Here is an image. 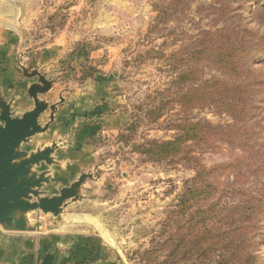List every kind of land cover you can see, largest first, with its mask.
Returning <instances> with one entry per match:
<instances>
[{"label": "rangeland", "instance_id": "1", "mask_svg": "<svg viewBox=\"0 0 264 264\" xmlns=\"http://www.w3.org/2000/svg\"><path fill=\"white\" fill-rule=\"evenodd\" d=\"M38 4L43 12L27 26L29 40H41L39 46L61 34L70 40L53 71L32 66L54 83L55 99L41 98L52 105L63 97L57 114L67 102V92L75 93L73 105L81 110L78 120L87 123L84 133L91 149L88 167L58 187L69 186L83 173L95 179L84 184L81 201L60 217H50L58 219L59 226L70 223L73 229L112 238L122 253L116 264H143V251L160 240L162 223L185 183L202 173L207 199L187 212L188 238L209 228L207 212L216 222V215L227 208L239 225H258L253 249L259 264H264V0ZM234 45L243 51L238 52L240 77L221 68L231 64L224 55ZM192 65V79L173 86L175 77ZM232 85L236 87L230 89ZM212 88L219 99L228 101L235 95L245 101L234 110L223 101L200 100ZM192 92L198 100L185 103L183 97ZM26 98L20 100L21 109ZM168 101L167 111L157 120L150 112ZM48 113L41 117L42 123L49 121ZM179 121L210 124L219 133L210 143L190 146L195 158L188 163L148 162L137 149L148 141L172 140L177 131L170 126ZM53 142L61 147L64 141ZM199 256H190L187 264L201 260Z\"/></svg>", "mask_w": 264, "mask_h": 264}, {"label": "crops", "instance_id": "2", "mask_svg": "<svg viewBox=\"0 0 264 264\" xmlns=\"http://www.w3.org/2000/svg\"><path fill=\"white\" fill-rule=\"evenodd\" d=\"M42 1L0 0V92L6 100L14 95L17 99L14 109L21 112L33 109V102L25 96L27 87L34 81L27 82L19 65L30 62L34 68L53 71L70 43L66 34L44 46H39L41 40H29L27 26L43 12L37 7ZM20 15V22L17 23ZM54 89L52 94L45 96L55 99ZM67 94V102L60 107L49 131L36 137L31 147H25L35 150L50 145L56 139H63L62 149L55 154L60 165L53 167V185L46 189L51 195L56 194V187L66 186L80 175L92 160L89 139L84 133L87 123H81L77 118L81 110L77 111L73 105L75 93L70 91ZM23 98H26V105L21 109L19 105ZM48 169L43 165L40 171ZM32 217L35 220V215ZM57 220L41 215L42 228L35 233L6 232L0 227V264H116L122 258L120 244L114 245L116 242L112 238L84 229H73L70 223L59 226Z\"/></svg>", "mask_w": 264, "mask_h": 264}, {"label": "trees", "instance_id": "3", "mask_svg": "<svg viewBox=\"0 0 264 264\" xmlns=\"http://www.w3.org/2000/svg\"><path fill=\"white\" fill-rule=\"evenodd\" d=\"M238 52L242 54L243 51H239L235 45L229 46L224 55L231 60V64L221 65L223 66L221 68L229 76L240 77L237 74L241 72L237 67ZM190 58H194V63L197 62L194 55ZM192 76H194V65L179 73L172 85L180 87L183 82L190 81ZM233 87L236 86L232 85L230 89ZM217 94L212 88L205 93V96H200V100L214 104L223 101L225 103L223 106L234 110L238 103L245 101L236 99L235 95H232L228 101L222 100ZM196 98L198 95L194 92L183 97L185 103L192 104L198 100ZM178 102L181 104L182 100L180 99ZM169 104V101L164 102L155 109L154 113L153 111L150 113L156 115V119L159 120L167 111L166 108ZM170 128L177 131V136L172 140L148 141L137 149L148 162L168 166L177 165L180 162L188 163L195 158L192 146L199 147L210 143L212 138L219 133V129L202 122L179 121L178 124L173 123ZM204 178L205 176L199 173L195 178L185 183L186 187L179 195L177 204L171 207L168 217L162 223V231L158 235L160 240L156 241V245L152 249L143 251L141 255L143 264H187L189 257L195 253L199 254V258L202 257V259L196 260L193 264H212V260L215 258L214 264H259L253 249L257 239L258 225L252 223L245 227L239 225L236 221L231 220V212L229 215L227 208L216 215V222L215 217L213 218L211 213L207 212L209 228H205L202 234L198 231L193 239L192 237L188 238L187 212L194 204H199L207 199L203 192V186L207 184ZM207 194L209 196L210 192ZM246 213L250 214V211ZM160 257H163V260L159 261Z\"/></svg>", "mask_w": 264, "mask_h": 264}, {"label": "water", "instance_id": "4", "mask_svg": "<svg viewBox=\"0 0 264 264\" xmlns=\"http://www.w3.org/2000/svg\"><path fill=\"white\" fill-rule=\"evenodd\" d=\"M27 81H37L27 87V99L33 102V109L21 112L14 109L17 99L14 95L6 100L0 92V227L6 232H39L42 228L41 215L58 218L72 204L82 200V188L94 175L83 173L67 187H57V194L46 189L53 185V167L60 163L55 158L60 151L56 142L35 150L32 141L45 135L58 107L65 101L50 104L41 99L53 89V81L39 70H33L30 62L19 65ZM50 112L47 123L41 117ZM49 168L40 171L42 166ZM35 215V220L32 219Z\"/></svg>", "mask_w": 264, "mask_h": 264}]
</instances>
